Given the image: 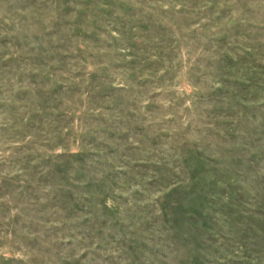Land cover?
<instances>
[{
  "label": "rangeland",
  "instance_id": "374dc122",
  "mask_svg": "<svg viewBox=\"0 0 264 264\" xmlns=\"http://www.w3.org/2000/svg\"><path fill=\"white\" fill-rule=\"evenodd\" d=\"M0 264H264V0H0Z\"/></svg>",
  "mask_w": 264,
  "mask_h": 264
}]
</instances>
